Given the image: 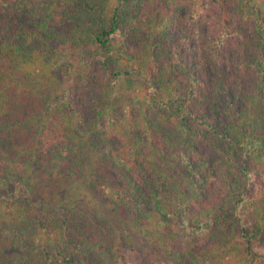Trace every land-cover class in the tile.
Here are the masks:
<instances>
[{"label": "trees", "instance_id": "trees-1", "mask_svg": "<svg viewBox=\"0 0 264 264\" xmlns=\"http://www.w3.org/2000/svg\"><path fill=\"white\" fill-rule=\"evenodd\" d=\"M264 0H0V264H255Z\"/></svg>", "mask_w": 264, "mask_h": 264}, {"label": "rangeland", "instance_id": "rangeland-1", "mask_svg": "<svg viewBox=\"0 0 264 264\" xmlns=\"http://www.w3.org/2000/svg\"><path fill=\"white\" fill-rule=\"evenodd\" d=\"M257 249L259 251L260 257L255 264H264V246L259 245L257 246ZM126 257L130 264H140V257L137 253L129 252Z\"/></svg>", "mask_w": 264, "mask_h": 264}]
</instances>
